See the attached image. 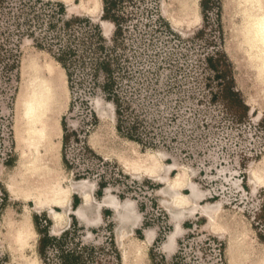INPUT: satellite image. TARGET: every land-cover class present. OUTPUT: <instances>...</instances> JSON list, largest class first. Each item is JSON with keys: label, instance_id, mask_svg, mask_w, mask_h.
I'll return each mask as SVG.
<instances>
[{"label": "rangeland", "instance_id": "rangeland-1", "mask_svg": "<svg viewBox=\"0 0 264 264\" xmlns=\"http://www.w3.org/2000/svg\"><path fill=\"white\" fill-rule=\"evenodd\" d=\"M11 1L19 25L10 34L17 68L0 73V264H43L34 215L52 237L74 216L62 246L95 248L94 264H115L111 237L124 264L119 228L135 264H264V65L249 53L254 25L245 7L238 0H144L125 7L127 26L115 41L102 0ZM74 17L98 27L105 50L76 47L68 82L53 58L60 39L53 40L90 35L86 22L63 32ZM97 56L111 62L124 127H135L143 143L117 132L106 74L93 75ZM226 68L246 112L223 96ZM31 76L54 77L59 107L46 109L50 139L38 138L39 122L32 132L27 122ZM47 259L58 264L53 249Z\"/></svg>", "mask_w": 264, "mask_h": 264}, {"label": "trees", "instance_id": "trees-1", "mask_svg": "<svg viewBox=\"0 0 264 264\" xmlns=\"http://www.w3.org/2000/svg\"><path fill=\"white\" fill-rule=\"evenodd\" d=\"M35 2H40L39 0H35ZM102 11L103 15L102 18L105 20H109L114 25V32L113 38L115 41L121 38L124 34L125 28L127 26L128 18L124 14V10L126 6L136 7V6H143L144 0H102ZM58 7V12L61 14L64 13V7L60 4H55ZM23 7V6H22ZM23 9V8H22ZM19 16H15L13 12V3L11 0H0V73L7 74L13 68H17V62L13 59L12 55V41L10 38L11 34V27L13 24L19 25L18 22ZM159 19V18H158ZM160 20V19H159ZM86 22L90 30L94 31L93 35L90 31V35L84 38H79V40H75L73 35L68 37L67 39L60 38L57 34L54 37L53 41L56 39H60L57 43H59V48L56 54H53L54 60L61 66L63 70H65L68 82H71V65L73 63L72 58L75 59L76 56V47L78 49L95 46V50L101 52L104 51L105 48L102 45V36L100 35V31L97 26L90 25L89 20H83L78 17H74L69 21L63 23V32H67L66 30L75 23ZM161 23L162 20H160ZM53 26V24L50 23ZM164 25V24H163ZM78 41V42H77ZM50 47V46H49ZM222 56V55H221ZM222 56V60H223ZM221 60V59H220ZM210 63V62H209ZM91 66L93 70V75L96 76L98 71H103L106 74V82L103 85V91L107 95V99L112 101L115 106V115H116V130L119 134L126 137L129 141L143 143L141 137L136 134L137 129L135 127H124L123 123V106L120 102L119 98L114 93V80H113V69H110L111 62L108 58H101L97 56L91 61ZM211 68H214V65H210ZM215 69V68H214ZM228 75L231 73L228 68L222 71L221 77L226 80L225 87L223 88V96H228V100L232 103L233 106L239 107L241 110L246 112L247 107L240 99L239 95L233 91V82L229 80ZM61 126L63 130L62 136V152H64L66 148V144L68 141V130L65 122V118L61 121ZM62 160L64 165L68 168V162L62 154ZM103 187V184H100V188ZM75 208V200H74V207ZM39 216H33V222L35 225L36 230L40 235L39 239V255L42 259L43 264H48L49 260L47 259V251L49 249H53L55 251V257L58 261V264H94L96 255V249L91 247L82 246H75L74 249H64L62 244L65 242V239L71 235V231L73 227L76 226L77 221L74 216H71V225L67 230H64L59 236L52 237L49 236L47 231L40 230L39 228ZM109 245L111 249V253L113 255V259L115 264H121L120 256L118 250L114 244V240L111 237L109 239ZM98 264V263H96Z\"/></svg>", "mask_w": 264, "mask_h": 264}, {"label": "bare ground", "instance_id": "bare-ground-1", "mask_svg": "<svg viewBox=\"0 0 264 264\" xmlns=\"http://www.w3.org/2000/svg\"><path fill=\"white\" fill-rule=\"evenodd\" d=\"M245 8L244 18L248 21H251V26L254 25V29L251 30V40L249 41V53L255 56L261 65H264V0H238ZM239 33V32H238ZM234 36V35H233ZM236 37V36H235ZM236 43V42H235ZM245 46V45H244ZM246 47V46H245ZM240 49V48H239ZM262 77V76H260ZM33 82V87L30 89V97L27 98L25 103L26 111L29 113L27 117V122L30 126L31 132L36 130L34 128V124L37 122L40 123V132L37 133L38 138H48L50 139L54 134V128L52 125L53 118L50 115V119L46 117V109L51 108L52 113L53 111L56 112L57 108L59 107L58 96L55 94V83L54 77L49 76L44 80L39 76H31V81ZM48 111V110H47ZM50 111V109H49ZM50 113V112H49ZM49 115V114H48ZM168 173V172H167ZM167 178L165 181L167 182ZM171 187V186H169ZM190 193L191 200L195 201L199 199V194L192 186ZM106 204L111 206L115 212L120 216L122 219L125 218L127 215L124 211L125 209L114 204L112 199H106ZM203 213H206L209 220H212V210L204 208L202 209ZM78 218L81 219L85 218V214L81 211L78 212ZM176 216V214H174ZM80 216V217H79ZM10 222V221H9ZM13 224L16 228L20 230L22 227L21 222L13 221ZM12 229V228H11ZM124 229H120L117 231L118 238H119V245L121 246V253L122 259L124 264H135L136 258L134 256L135 252L125 241V234L123 233ZM20 241V240H19Z\"/></svg>", "mask_w": 264, "mask_h": 264}, {"label": "water", "instance_id": "water-1", "mask_svg": "<svg viewBox=\"0 0 264 264\" xmlns=\"http://www.w3.org/2000/svg\"><path fill=\"white\" fill-rule=\"evenodd\" d=\"M104 32H106V30L104 29ZM77 215H79V214H77ZM80 217V216H79ZM81 218V217H80Z\"/></svg>", "mask_w": 264, "mask_h": 264}]
</instances>
